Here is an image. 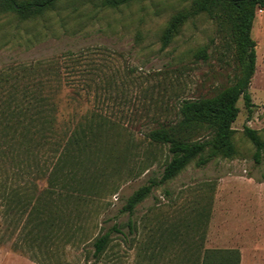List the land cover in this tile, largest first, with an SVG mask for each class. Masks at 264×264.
I'll return each instance as SVG.
<instances>
[{"label": "rangeland", "instance_id": "obj_1", "mask_svg": "<svg viewBox=\"0 0 264 264\" xmlns=\"http://www.w3.org/2000/svg\"><path fill=\"white\" fill-rule=\"evenodd\" d=\"M188 6L189 0H134L104 9L92 0H59L33 19L0 15V264H198L206 249H236L239 264H264V151L256 163L243 132L249 126L264 142L263 8L251 28L252 105L247 110L239 97L231 124L235 153L203 165L192 160L154 186L135 205V233L127 240L116 235L100 258L92 257L93 238L113 223L124 225L125 199L158 179L168 159L148 131L177 128L180 100L211 96L238 73L228 25L206 14L190 16L161 45L168 20ZM36 80L60 89L63 126L103 123L78 155L73 179L58 174L54 186L35 178L49 160L46 151L32 155L25 136L26 90ZM177 136L203 139L207 131L178 127ZM33 196L54 223L35 248L39 260L24 246Z\"/></svg>", "mask_w": 264, "mask_h": 264}, {"label": "trees", "instance_id": "obj_2", "mask_svg": "<svg viewBox=\"0 0 264 264\" xmlns=\"http://www.w3.org/2000/svg\"><path fill=\"white\" fill-rule=\"evenodd\" d=\"M58 1L0 0V15H12L21 21L33 19L52 9ZM132 1L134 0H92L95 6L104 9L117 8ZM263 7L264 0H189L187 8L177 11L168 20L160 37L162 46L173 39L190 16L203 13L219 24H227L238 73L231 84L224 86L211 96L184 98L179 102L178 127L186 131L204 129L207 131V137L188 140L177 136L178 127L174 126L160 125L148 131L147 136L152 142L166 146L168 159L158 179L150 178L146 184L137 188L125 199L121 207V211L127 213L124 225L113 223L93 238L91 241L93 258H100L116 235L127 240L131 234L135 233L136 226L132 218L135 205L142 201L154 186L174 177L192 160H195L196 165H203L217 155L231 157L235 153L231 140L233 131L231 124L238 112L236 102L239 97L243 99L247 110L252 105L248 87L255 71L256 44L251 37V28L256 9ZM196 54L203 59L207 56L204 49H197ZM36 82L33 84L36 86L26 90L28 106L25 110V136L32 155L39 154V151H46V157L49 160L46 168L40 169L35 178L45 177L49 185L54 186L55 180L59 179L58 174L62 179H73L78 155L87 148L91 140L96 138L99 132L96 131L97 127H102L103 123L97 121L93 124L91 119L84 123L75 122L63 126L59 120L60 89H45L38 86V83H41L40 80ZM243 132L254 146L253 158L258 163L264 151V142L256 130L249 126L245 125ZM64 168V174H61ZM69 180L68 184H70ZM30 202L29 215L26 218L30 228L26 232L24 246L30 256L38 259L34 253L35 248L43 238L49 236L48 232L53 230L54 223L49 212H46L40 204V197L33 196ZM36 238L37 242L34 246L31 240L35 242ZM21 248L24 249L23 246ZM21 251L24 250L21 249ZM214 259H217L218 263H209ZM198 264H239V251L206 249L201 263Z\"/></svg>", "mask_w": 264, "mask_h": 264}, {"label": "crops", "instance_id": "obj_3", "mask_svg": "<svg viewBox=\"0 0 264 264\" xmlns=\"http://www.w3.org/2000/svg\"><path fill=\"white\" fill-rule=\"evenodd\" d=\"M263 9H264V7H263Z\"/></svg>", "mask_w": 264, "mask_h": 264}]
</instances>
